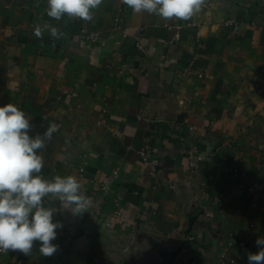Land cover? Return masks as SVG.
I'll list each match as a JSON object with an SVG mask.
<instances>
[{"label": "crops", "instance_id": "0c3cea01", "mask_svg": "<svg viewBox=\"0 0 264 264\" xmlns=\"http://www.w3.org/2000/svg\"><path fill=\"white\" fill-rule=\"evenodd\" d=\"M46 7L0 0V106L23 110L31 136L56 125L41 175H74L90 205L61 206L54 256L37 243L0 264H248L264 238V0H206L167 23L122 0L92 21ZM36 24L64 37L41 41ZM147 144L156 173L138 155ZM98 207L110 228L91 218Z\"/></svg>", "mask_w": 264, "mask_h": 264}, {"label": "clouds", "instance_id": "9594fccd", "mask_svg": "<svg viewBox=\"0 0 264 264\" xmlns=\"http://www.w3.org/2000/svg\"><path fill=\"white\" fill-rule=\"evenodd\" d=\"M134 13L147 12L163 21H187L199 13L206 0H122ZM103 0H47V17L60 21L65 15L71 19L92 21L93 10ZM47 30L56 40L64 33L51 24H36L33 34L43 40ZM32 125L23 110L8 103L0 106V252L19 251L31 255L35 244L39 253L54 256L60 245L54 243L64 224L57 216L61 206L71 208L76 216L86 213L89 198L81 191L82 185L74 175L51 179L41 175L45 166L39 154L45 150L57 131L55 124L47 126L43 134L31 136ZM55 198L52 204H46ZM58 202L59 206H55ZM259 251L247 253L248 264H264V238L258 237Z\"/></svg>", "mask_w": 264, "mask_h": 264}, {"label": "built area", "instance_id": "2783aa9c", "mask_svg": "<svg viewBox=\"0 0 264 264\" xmlns=\"http://www.w3.org/2000/svg\"><path fill=\"white\" fill-rule=\"evenodd\" d=\"M225 25L231 27L233 26L234 30H239V26H240L238 23L233 22L231 20L226 21ZM80 35L87 42L92 44H96L99 41V35L96 32L88 31L86 28L81 29ZM138 155L141 161L143 162V164L150 170V172L152 173L158 172L160 162L158 158L154 155V150L151 145L147 144L143 148H141L138 151ZM201 161H202V156H199L197 158H191L190 166L192 168H198ZM115 175H117V173ZM89 213L93 220L102 222L105 225V227L110 228L112 226L111 220L102 219L101 207H98L96 211H90Z\"/></svg>", "mask_w": 264, "mask_h": 264}]
</instances>
